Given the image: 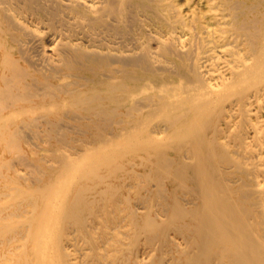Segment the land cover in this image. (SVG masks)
Here are the masks:
<instances>
[{
  "label": "bare ground",
  "instance_id": "6f19581e",
  "mask_svg": "<svg viewBox=\"0 0 264 264\" xmlns=\"http://www.w3.org/2000/svg\"><path fill=\"white\" fill-rule=\"evenodd\" d=\"M0 264H264V0H0Z\"/></svg>",
  "mask_w": 264,
  "mask_h": 264
}]
</instances>
